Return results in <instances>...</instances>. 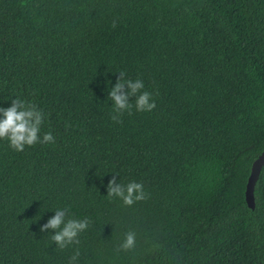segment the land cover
I'll list each match as a JSON object with an SVG mask.
<instances>
[{"label":"trees","instance_id":"obj_1","mask_svg":"<svg viewBox=\"0 0 264 264\" xmlns=\"http://www.w3.org/2000/svg\"><path fill=\"white\" fill-rule=\"evenodd\" d=\"M115 21V27L113 22ZM124 71L156 107L111 119ZM46 114L55 143L0 140V264H69L41 226L93 225L77 264H264V0H0V108ZM141 182L124 206L107 185ZM136 248L117 252L124 234Z\"/></svg>","mask_w":264,"mask_h":264},{"label":"clouds","instance_id":"obj_2","mask_svg":"<svg viewBox=\"0 0 264 264\" xmlns=\"http://www.w3.org/2000/svg\"><path fill=\"white\" fill-rule=\"evenodd\" d=\"M115 21L113 27H115ZM119 77L115 85L110 89L108 98L113 102V114L111 119L116 123H122L121 117L127 112L131 115L133 104L130 97H135V109L139 112H150L155 107V101L149 91L144 90V82L137 78H127L124 71H118ZM46 114L35 103L27 102L20 98L12 100L11 106L0 108V140L8 141L9 147L15 152H23L26 147L36 144L55 143L51 132H46L41 137V127ZM107 199L113 201L119 199L124 206H132L134 203L149 198L141 182L129 181L127 184L117 182L115 176L107 185ZM93 225L89 217L76 218L70 214L68 207L56 208L55 215L41 226V231L56 230L50 236V241L55 242L59 250L73 248V254L69 264H77L81 256L79 245L80 236ZM136 232L129 230L124 234L123 241L116 251H132L136 248Z\"/></svg>","mask_w":264,"mask_h":264},{"label":"water","instance_id":"obj_3","mask_svg":"<svg viewBox=\"0 0 264 264\" xmlns=\"http://www.w3.org/2000/svg\"><path fill=\"white\" fill-rule=\"evenodd\" d=\"M263 168H264V150L253 161L252 166H251V172L248 177L247 184H246L245 198H246V202L249 208L251 209H255L256 207L255 187H256L257 181L260 178Z\"/></svg>","mask_w":264,"mask_h":264}]
</instances>
